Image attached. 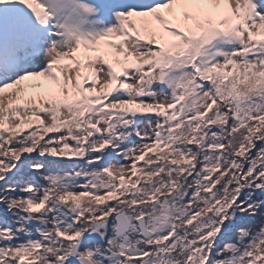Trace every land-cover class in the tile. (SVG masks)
<instances>
[{"label": "snow or ice", "instance_id": "snow-or-ice-1", "mask_svg": "<svg viewBox=\"0 0 264 264\" xmlns=\"http://www.w3.org/2000/svg\"><path fill=\"white\" fill-rule=\"evenodd\" d=\"M0 264H264V0H0Z\"/></svg>", "mask_w": 264, "mask_h": 264}]
</instances>
